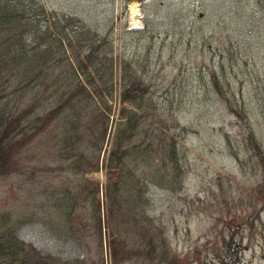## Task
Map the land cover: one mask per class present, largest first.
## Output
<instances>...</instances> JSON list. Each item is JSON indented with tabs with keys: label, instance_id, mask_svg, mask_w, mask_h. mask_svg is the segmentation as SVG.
Segmentation results:
<instances>
[{
	"label": "trees",
	"instance_id": "trees-1",
	"mask_svg": "<svg viewBox=\"0 0 264 264\" xmlns=\"http://www.w3.org/2000/svg\"><path fill=\"white\" fill-rule=\"evenodd\" d=\"M113 41L112 26L99 31L73 12L48 11L41 0H0V179H17L22 206L28 209L16 217L7 209L0 210V264H88L61 253L41 255L17 235L21 223L32 219L33 203L43 195L50 199L54 212L49 222L57 225L60 235L86 252L92 251L87 238L93 236L97 264H104L103 226L112 264H136V255H143L142 261L149 264L146 257H152L153 264H177L170 259L164 240L150 231L154 226L150 188L167 189L174 183L181 188L184 168L180 159L187 150L176 138L185 139L194 131L182 126L174 113L200 97L205 105L215 103L245 120L250 113L264 119V77L253 69L258 75L253 84L250 70L245 69L247 58L241 56L244 61L236 62L240 75L234 80L224 73H201L196 64L180 66L170 85L154 96L144 74L146 64L137 62L128 50L122 53L120 77V100L127 105L120 106L112 149L102 161L101 197L99 178L87 174L100 168L108 129V99L114 96ZM233 49L240 47L225 49L233 59L230 62L237 59ZM261 49L264 55L263 42L258 45ZM250 64L258 69L256 62ZM183 68L188 72H182ZM147 107H161L171 123L158 119L160 124L155 121L150 131L152 124H146L140 114ZM157 113L155 117H160ZM52 123L50 143L41 148L38 137L49 132ZM258 130L259 125L252 127L246 120V129L241 128L236 138L222 133L227 151L238 162H244L240 153L252 159L260 149ZM46 156L53 162H45ZM90 224L94 231L89 234ZM223 229L220 262L244 264L243 228L226 222ZM84 231L87 238H83Z\"/></svg>",
	"mask_w": 264,
	"mask_h": 264
},
{
	"label": "rangeland",
	"instance_id": "rangeland-1",
	"mask_svg": "<svg viewBox=\"0 0 264 264\" xmlns=\"http://www.w3.org/2000/svg\"><path fill=\"white\" fill-rule=\"evenodd\" d=\"M41 1L48 11L73 12L99 31L112 26L117 90L122 53L128 50H132L137 62L146 64L144 74L151 82L150 90L154 96L161 95L166 84L170 85L180 66L196 64L201 73H224L234 80L240 75L236 62L241 64L247 58L249 63L245 69L250 70L247 73L253 78V84L257 83L258 76L253 69L264 77V55L260 54L262 49L258 50L259 43H264V0H143L142 5L135 0L138 12L133 18L130 2L125 4L123 0ZM131 28L138 30L128 31ZM124 39L130 45L124 46ZM229 45L240 47L233 49L237 57L234 62H230L233 59L225 50ZM241 56L243 59L239 58ZM221 62L223 65L219 66ZM250 62H256L258 69L251 67ZM140 71L138 68L137 73ZM182 72L188 70L183 68ZM162 78L164 80L160 82ZM257 93H261V89ZM245 97L250 104L248 93ZM111 101L114 117L104 142L105 158L112 149V137L118 123L117 94ZM159 108L147 107L140 112L146 124H152L150 131L158 119L171 123L169 113L161 112ZM179 109L174 113L176 120L194 130L185 139L176 138L187 150L180 159L184 168L182 186L178 188V183H174L167 189L150 188L154 224L150 231L157 239L164 240L170 259L177 264H222L219 238L226 222H233L243 228L241 257L244 264H264V167L261 162L264 161V144L252 159L240 153V159L244 160L242 164L227 151L222 136L226 133L229 139L236 138L241 128L246 129L247 120L252 127L259 125L256 136L264 143V119L250 113L245 120L219 109L215 103L205 105L200 97L185 102ZM157 111L161 112L160 117H155ZM48 128L49 132L38 137L41 148H47L50 143L54 123ZM43 159L53 162L50 156ZM87 175L99 177L102 184L105 181L103 169L102 173L99 170ZM177 179L179 181L180 176ZM17 185L16 178L0 179V210L7 209L15 216L28 210L22 206L24 197ZM42 197L33 203L32 219L21 223L18 236L34 245L41 255L61 253L71 259H85L88 264H97L99 253H95L93 236L87 238L86 231L82 234L91 243L92 251L86 252L82 246L60 235L57 225L49 222L50 217H54L50 199L46 195ZM252 218H255L254 223ZM89 227L90 234L94 228L92 224ZM102 232V243L104 240L105 244V226ZM136 238L140 240L139 236ZM106 254H109L108 249ZM143 257L136 255V264H149L142 261ZM146 258L153 264L152 257ZM105 264H110L108 256Z\"/></svg>",
	"mask_w": 264,
	"mask_h": 264
},
{
	"label": "bare ground",
	"instance_id": "bare-ground-1",
	"mask_svg": "<svg viewBox=\"0 0 264 264\" xmlns=\"http://www.w3.org/2000/svg\"><path fill=\"white\" fill-rule=\"evenodd\" d=\"M129 10H130L131 17L133 18L135 16V14H137V12H138L136 2L132 1L130 3Z\"/></svg>",
	"mask_w": 264,
	"mask_h": 264
}]
</instances>
